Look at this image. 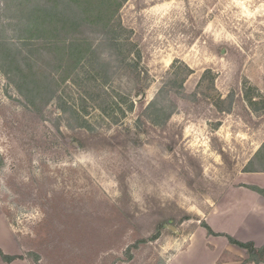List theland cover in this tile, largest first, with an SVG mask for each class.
I'll list each match as a JSON object with an SVG mask.
<instances>
[{"label": "rangeland", "instance_id": "obj_1", "mask_svg": "<svg viewBox=\"0 0 264 264\" xmlns=\"http://www.w3.org/2000/svg\"><path fill=\"white\" fill-rule=\"evenodd\" d=\"M10 1L0 53L32 56L37 74L0 56V252L16 258L0 264H169L236 175L264 171V0H127L115 19L131 66L99 27L75 33L112 67L100 75L25 42ZM155 100L172 111L159 125Z\"/></svg>", "mask_w": 264, "mask_h": 264}, {"label": "trees", "instance_id": "obj_2", "mask_svg": "<svg viewBox=\"0 0 264 264\" xmlns=\"http://www.w3.org/2000/svg\"><path fill=\"white\" fill-rule=\"evenodd\" d=\"M33 1L34 0H26L27 4L22 3L21 6H18L13 0H11L8 4L6 3V8L11 10L12 8H15L16 11L21 9L23 19L25 20L23 32H25L24 35H27L24 36L25 42L28 41L29 44H33L38 41L44 42V40L50 39L52 42L49 45L54 46L55 49H57V56H59L60 52H63L57 68L62 67V63L65 61V56H69V58L74 61V66L72 67L71 72H75L77 64L81 61L85 62L86 60L90 66H92L93 71H97V75L109 74L112 67L108 63L96 62L98 59L94 56L92 42L89 38L82 39L75 35V33L80 31V28L87 25L99 27L98 31L106 37L111 46L119 48L120 54L126 52L124 59L119 61L123 64L125 63L124 65L131 66V64H127L126 61L127 58L129 59V53L132 52V45L128 46V44H126L127 39L122 38L124 30L121 29V26L117 27L115 19L120 8L127 0H50L42 6H39L38 3ZM63 31L74 36H71L70 39L64 37L61 40L58 36ZM67 50L68 52H66ZM0 56H2L1 58L5 60L10 67V70L8 69V74H29V76L32 74V78L29 79V81L36 84L35 74H37V72H35V67L33 66L34 63L32 62V56L26 59L28 61L27 68H22L17 65L18 61L14 57L17 55L14 54L12 50H9V48L2 50ZM140 58L141 57H138L136 61H139ZM30 62L32 64H30ZM36 91L37 90L34 89L32 95L35 96L40 94V92ZM157 102V100L152 102L146 110V114L148 115L147 118L154 125H159V119L168 120L172 114V111H169L168 107L160 106ZM31 103L34 104V102ZM157 115L160 117H156ZM245 172L264 171L247 170ZM249 188L264 196V189L255 186ZM203 227L207 229L209 235L225 237L231 244L246 250L248 259L242 264H264V247L257 248L252 242L243 243L235 240L227 234L216 233L207 223H204ZM162 228L163 225L160 224L151 238L141 240L135 245L138 246V243L157 240L162 234ZM0 254L3 260L7 263L16 259L7 256L3 252H0Z\"/></svg>", "mask_w": 264, "mask_h": 264}, {"label": "crops", "instance_id": "obj_3", "mask_svg": "<svg viewBox=\"0 0 264 264\" xmlns=\"http://www.w3.org/2000/svg\"><path fill=\"white\" fill-rule=\"evenodd\" d=\"M264 189V172H243L235 176L207 216V223L216 233L237 241L252 242L264 247V196L251 190ZM174 249L169 264H242L248 259L246 250L233 245L225 237L209 235L197 227L188 238L178 239L169 246Z\"/></svg>", "mask_w": 264, "mask_h": 264}]
</instances>
